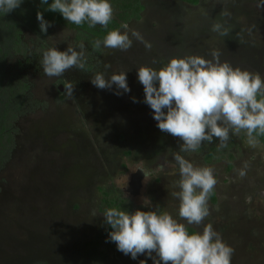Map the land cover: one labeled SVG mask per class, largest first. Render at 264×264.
Masks as SVG:
<instances>
[{"label": "rangeland", "instance_id": "obj_1", "mask_svg": "<svg viewBox=\"0 0 264 264\" xmlns=\"http://www.w3.org/2000/svg\"><path fill=\"white\" fill-rule=\"evenodd\" d=\"M142 3L141 20L121 30L133 41L127 51L92 50L75 32L55 26L42 33L23 25L16 39L0 23V264H140L145 256L133 260L108 241L104 212L113 207L167 212L194 232L211 223L234 249L231 264H264V146H250L242 131L230 133L225 148L214 138L181 153L195 166L211 167L217 180L209 216L187 224L173 196L180 178L173 153L182 141L158 129L137 79L142 65L159 68L193 54L212 59L213 51L221 62L264 77V0ZM215 23L220 32L212 31ZM80 44L84 70L44 74V50L81 51ZM98 72L105 78L127 72L131 91L98 89L91 83ZM69 82L72 97L65 92Z\"/></svg>", "mask_w": 264, "mask_h": 264}, {"label": "clouds", "instance_id": "obj_2", "mask_svg": "<svg viewBox=\"0 0 264 264\" xmlns=\"http://www.w3.org/2000/svg\"><path fill=\"white\" fill-rule=\"evenodd\" d=\"M23 3L24 0H0V14L6 15ZM40 3L77 26L86 23L89 27L99 24L107 28L113 19L110 0H51V3L40 0ZM37 20L40 31L47 33L51 22L40 12ZM122 27L129 28L127 24ZM221 28L219 23L212 25L214 32H220ZM131 35L143 39L135 30H131ZM132 43L128 31L113 29L102 40H95L93 48L127 51ZM78 47L81 51L71 46L64 51L57 47L44 50L40 61L44 74L61 77L71 68L84 70L87 63L82 51L84 45ZM211 55L212 59L195 54L172 57L159 68L146 65L137 68V79L144 90L143 102L153 110L156 126L182 141L179 151L173 153L180 177L179 191L173 196L179 200V217L189 225H199L209 216L208 199L217 180L211 167L195 166L181 153L196 152L204 142L212 143L214 138L220 141V148H225L230 133L237 135L244 131L252 147L257 146V137L264 136V77L221 62L217 51ZM127 72L114 73L108 78L98 72L91 83L98 89H112L115 85L116 95L128 93L131 89ZM64 86L72 97V83ZM133 102H137L135 97ZM245 174L244 170L239 172L241 177ZM104 223L111 229L108 241L114 242L118 251L133 260L141 255L146 257L140 264H147V259L153 264H231L232 261L234 249L211 223L202 232L189 233L184 224L167 212L139 209L129 212L115 207L105 210Z\"/></svg>", "mask_w": 264, "mask_h": 264}, {"label": "trees", "instance_id": "obj_3", "mask_svg": "<svg viewBox=\"0 0 264 264\" xmlns=\"http://www.w3.org/2000/svg\"><path fill=\"white\" fill-rule=\"evenodd\" d=\"M182 3L196 7L200 4L201 0H180ZM113 11L116 12V16L110 21L107 28L102 27H89L86 23L80 26L72 24L63 19L59 12L48 11L47 5H41L40 0H24V3L12 12L2 15L0 14V23H4L8 31L14 32L16 39H19L20 29L23 25H27L31 28H39V22L37 20V13L43 14L46 21L51 22L52 26L71 30L77 34L79 39L85 40L92 50L95 40H102L108 31L113 29H123L124 24H128L132 21H140L145 6L142 0H110ZM51 3V0H49ZM25 22V23H24ZM258 141L264 146V136L257 137ZM189 233H193L192 229L188 230Z\"/></svg>", "mask_w": 264, "mask_h": 264}, {"label": "water", "instance_id": "obj_4", "mask_svg": "<svg viewBox=\"0 0 264 264\" xmlns=\"http://www.w3.org/2000/svg\"><path fill=\"white\" fill-rule=\"evenodd\" d=\"M133 186L136 187V188H138V182L134 180V181L131 183V189L129 190L130 193H132V194L135 195L136 193L132 191Z\"/></svg>", "mask_w": 264, "mask_h": 264}, {"label": "flooded vegetation", "instance_id": "obj_5", "mask_svg": "<svg viewBox=\"0 0 264 264\" xmlns=\"http://www.w3.org/2000/svg\"><path fill=\"white\" fill-rule=\"evenodd\" d=\"M200 3H201V1H200ZM199 5H200V4H199ZM199 5H198V6H199ZM196 7H197V6H196Z\"/></svg>", "mask_w": 264, "mask_h": 264}]
</instances>
